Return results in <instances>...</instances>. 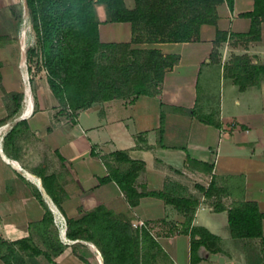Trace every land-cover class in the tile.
<instances>
[{
  "label": "crops",
  "instance_id": "0c3cea01",
  "mask_svg": "<svg viewBox=\"0 0 264 264\" xmlns=\"http://www.w3.org/2000/svg\"><path fill=\"white\" fill-rule=\"evenodd\" d=\"M125 2L136 5V0ZM255 3H219L217 22L203 24L198 39L134 43L179 54L160 93L96 101L67 119L57 112L60 102L47 70L32 74L26 52H10L0 42V240L32 236L45 248L37 223L50 209V234L65 248L54 261L41 256L42 263L105 264L94 241L71 238L59 226L62 215L79 217L103 204L131 219L133 228L148 229L170 264H264L261 237L233 236L228 210H216L214 196L198 187L215 179L229 186L222 197L226 207L245 198L264 212V71L249 72L252 65L264 64V18L259 32L250 33ZM97 11L101 40H132L131 21L106 20L103 4ZM218 30L224 36L214 61ZM237 57L246 60L243 66ZM239 73L247 77L245 88L235 79ZM11 91L24 94L13 114ZM116 150L144 161L135 183L139 191L162 190L173 181L184 194L199 198L192 224L218 237L210 243L213 249L202 244L192 261L186 212L152 194L132 205L115 180L101 181L110 173L107 156ZM139 220L146 226L136 227L133 222ZM0 264L6 263L0 258Z\"/></svg>",
  "mask_w": 264,
  "mask_h": 264
},
{
  "label": "trees",
  "instance_id": "16d2710c",
  "mask_svg": "<svg viewBox=\"0 0 264 264\" xmlns=\"http://www.w3.org/2000/svg\"><path fill=\"white\" fill-rule=\"evenodd\" d=\"M223 1L231 7L234 4V0H136V5L131 8L125 0H26L50 87L64 108L75 111L96 101L160 93L166 72L178 62L179 54L134 43L145 38L152 42L198 39L203 24L217 22V6ZM97 4L105 6L106 20L132 22L134 37L131 41L101 40ZM249 14L252 16L250 33L257 34L264 18V0H256L255 8ZM222 35L223 32L218 30L214 39L211 53L214 61L219 60L218 45ZM28 51L34 52V48ZM237 58L238 65L243 66L246 60ZM259 70L264 71V64L252 65L249 72L253 75ZM241 74L235 79L241 88H245L247 82L243 78L247 77ZM8 94L15 102V108L10 112L13 114L24 94L20 91ZM108 157L112 158L107 159L110 173L101 181L115 180L130 204L136 205L143 195L152 194L187 213L184 230L192 236V261L199 258L202 244L213 249L210 243L214 244L218 237L207 228L192 224L198 197L184 194V187L173 181L166 182L162 190L139 191L135 183L145 166L144 161L130 157L125 150L113 151ZM198 187L208 198L214 196L212 203L216 210H228L233 236L261 237L264 249V212L257 201L240 198L226 207L222 197L230 192L229 186L219 185L212 179L208 187ZM37 224L46 247H40L32 236L1 239L0 258L6 264H43L42 255L46 260L54 261V256L64 250L65 244L50 234L54 225L50 209ZM67 225L69 237L92 240L97 244L105 264H143L151 248H160L148 229L133 228L131 219L116 214L103 204L79 217H68Z\"/></svg>",
  "mask_w": 264,
  "mask_h": 264
},
{
  "label": "rangeland",
  "instance_id": "374dc122",
  "mask_svg": "<svg viewBox=\"0 0 264 264\" xmlns=\"http://www.w3.org/2000/svg\"><path fill=\"white\" fill-rule=\"evenodd\" d=\"M0 35L2 36L0 42L10 52H26L32 74L40 72L43 68L40 44L26 0H0ZM29 48H34V52L28 51ZM57 112L65 119L77 114V111L70 107L64 108L62 104H59ZM112 162L115 163L114 160ZM150 252L143 264H170L168 255L162 247H153ZM42 257L44 258V255Z\"/></svg>",
  "mask_w": 264,
  "mask_h": 264
},
{
  "label": "built area",
  "instance_id": "2783aa9c",
  "mask_svg": "<svg viewBox=\"0 0 264 264\" xmlns=\"http://www.w3.org/2000/svg\"><path fill=\"white\" fill-rule=\"evenodd\" d=\"M133 224H134L136 227H142V226H146V221H145V220H139V221H137V222H133ZM59 226H60V230H61L62 232H64V234H65L66 229H67V220H66V218H65L64 215H62V216L60 217ZM64 239H65L66 241H70V239H69L66 235H65Z\"/></svg>",
  "mask_w": 264,
  "mask_h": 264
}]
</instances>
